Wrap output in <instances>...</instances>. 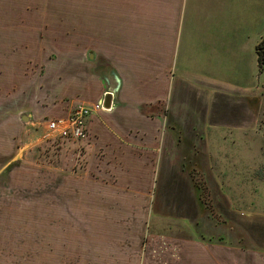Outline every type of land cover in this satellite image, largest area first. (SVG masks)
Listing matches in <instances>:
<instances>
[{
  "label": "rangeland",
  "instance_id": "obj_1",
  "mask_svg": "<svg viewBox=\"0 0 264 264\" xmlns=\"http://www.w3.org/2000/svg\"><path fill=\"white\" fill-rule=\"evenodd\" d=\"M119 1L0 0V264H264L255 171L264 143L252 165L239 128L215 126L233 115L212 84L179 83L161 107L167 131L156 168L133 179L110 168L99 146L81 159L89 127L80 144L49 139L47 121L89 101L103 84L100 67L116 64Z\"/></svg>",
  "mask_w": 264,
  "mask_h": 264
},
{
  "label": "crops",
  "instance_id": "obj_2",
  "mask_svg": "<svg viewBox=\"0 0 264 264\" xmlns=\"http://www.w3.org/2000/svg\"><path fill=\"white\" fill-rule=\"evenodd\" d=\"M146 1L147 12L134 0L117 4L116 64L100 67L96 74L103 84L87 102H100L106 96L110 84L103 75L109 73V67L119 78L118 95L108 112L91 116L92 137L81 159L89 158L91 147L99 146L104 149L105 163L110 162L113 170L131 173L132 179L139 171L155 170L167 131L168 113L161 107L169 108L179 83L194 79L216 88L214 95L218 94L219 102L233 116L215 126L229 129L230 134L239 128L236 132L245 141L244 155L253 165L262 156L264 143V116L260 113L264 76L257 51L264 38V0ZM80 85L82 92L91 88L88 82ZM225 100L228 102L223 103ZM146 108L152 109L151 114L145 113ZM55 110L62 113L63 108ZM106 122L112 125L109 133L104 131ZM259 133L263 136L260 143ZM114 155L115 161L110 158ZM259 168L255 171L264 183V165Z\"/></svg>",
  "mask_w": 264,
  "mask_h": 264
},
{
  "label": "built area",
  "instance_id": "obj_3",
  "mask_svg": "<svg viewBox=\"0 0 264 264\" xmlns=\"http://www.w3.org/2000/svg\"><path fill=\"white\" fill-rule=\"evenodd\" d=\"M103 110H107L103 102L77 104L68 116L49 119L45 130L49 134V139L62 138L80 144L88 139V124L91 116Z\"/></svg>",
  "mask_w": 264,
  "mask_h": 264
},
{
  "label": "water",
  "instance_id": "obj_4",
  "mask_svg": "<svg viewBox=\"0 0 264 264\" xmlns=\"http://www.w3.org/2000/svg\"><path fill=\"white\" fill-rule=\"evenodd\" d=\"M90 58H94V53L92 51L90 52ZM108 72V74L103 75L110 84L109 91L103 100V105L105 106V108L112 107V101L117 97L119 90V78L117 77L115 70L109 67ZM25 120H27V116H25Z\"/></svg>",
  "mask_w": 264,
  "mask_h": 264
},
{
  "label": "trees",
  "instance_id": "obj_5",
  "mask_svg": "<svg viewBox=\"0 0 264 264\" xmlns=\"http://www.w3.org/2000/svg\"><path fill=\"white\" fill-rule=\"evenodd\" d=\"M258 54H259V63L260 67L262 70H264V39L259 43L258 47ZM202 181V180H201ZM195 182L194 187H196V190L198 191L197 195V200L202 207H206L207 201L205 200V195H204V189L205 187H202L201 183Z\"/></svg>",
  "mask_w": 264,
  "mask_h": 264
}]
</instances>
